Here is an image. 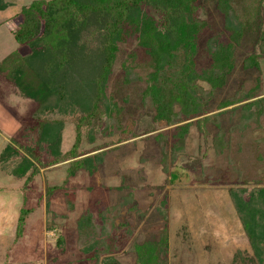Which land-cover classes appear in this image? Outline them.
Segmentation results:
<instances>
[{
    "label": "rangeland",
    "instance_id": "1",
    "mask_svg": "<svg viewBox=\"0 0 264 264\" xmlns=\"http://www.w3.org/2000/svg\"><path fill=\"white\" fill-rule=\"evenodd\" d=\"M3 1L9 5L0 11V60L17 47L12 38L18 22L16 13L34 0ZM200 3V17L215 31L220 30V19L214 12L215 0ZM230 6L243 33L234 50V66L227 84L213 95L212 110L240 89L244 91L256 85L258 94L264 96V57L254 47L258 28L264 25V3L230 0ZM130 51L136 54L134 72L138 80L124 84L119 65ZM251 52L258 57L254 58L256 68L244 71L241 60ZM115 57L104 89L105 96L119 109L108 112L115 121L103 123L104 118L92 132L82 128L76 150L80 158L98 151L103 154L92 163L97 165L91 173L79 170L68 176L72 168L69 160L55 165L34 163L36 173L24 182L29 171L22 178L10 174L19 157L0 163V264H90V255L77 248L74 231L76 219L85 210L97 223L102 214L104 220L113 221L114 227L120 224L111 234L117 264H134L133 254L126 249L131 244L157 241L164 226L166 264H231L235 250L249 254L227 189L242 184L249 189L264 186V103L260 109L249 107L255 115L254 121L243 131H227L237 123L238 114L222 112L219 116L220 126L225 130L222 139L214 136L216 128L210 123L201 126L207 132L205 141L199 130L191 126L182 136L175 157L168 158L167 149L174 144L173 129L162 121L152 122L153 112L143 109L139 102L143 79L149 71L142 63V53L129 40L118 45ZM0 107L11 125L13 122L16 125L14 130L0 116V151L10 138L19 145L29 144L23 138L25 135H18V130L27 126L35 105L17 95L1 77ZM60 118L63 153L72 145L75 118L70 114ZM158 135H165L168 144L160 141ZM213 136L217 142L214 147ZM219 146L223 147L216 151ZM18 153L22 155L21 149ZM44 160L45 156L41 162ZM51 187L58 190L47 196L46 191ZM65 199L71 202V211ZM21 208L27 213L22 232L16 235ZM58 237L62 238L59 247L55 245Z\"/></svg>",
    "mask_w": 264,
    "mask_h": 264
},
{
    "label": "trees",
    "instance_id": "2",
    "mask_svg": "<svg viewBox=\"0 0 264 264\" xmlns=\"http://www.w3.org/2000/svg\"><path fill=\"white\" fill-rule=\"evenodd\" d=\"M200 1L34 0L21 7L15 15L18 22L12 31L17 47L0 60V77L35 107L29 114L27 126L18 130V135H25L23 138L29 144L19 145L10 138L0 151V163L19 157L10 174L22 178L29 171L24 182L36 173L34 163L55 165L69 160L72 168L68 176L79 170L91 173L97 165L92 163L103 154L98 151L80 158L76 150L81 141V129L92 132L104 118L103 123L115 121L108 112L118 108L105 96V83L118 45L129 40L134 41L135 48L142 53V63L149 70L143 79L140 105L153 112L152 122L162 121L173 129L174 144L169 147L165 135H158L160 141L167 143L164 147L165 150L168 147V158L175 157L182 136L191 126L199 130L205 141L207 132L201 126L210 123L216 128L214 136L222 139L225 130L220 126L219 116L224 111L238 114L237 123L227 131L246 129V125L254 121L251 106L260 109L264 103V96L258 94L256 85L234 92L213 110L210 107L213 95L226 86L233 70L234 50L242 38V25L236 20L230 0H215L214 12L220 19V30L215 31L200 17ZM8 5L0 0V11ZM257 33L254 47L264 57V25L259 26ZM255 55L251 52L241 60L242 70L256 68L254 58L258 57ZM135 59V51H130L120 62L124 84L138 80L134 72ZM67 114L75 118L74 137L70 148L62 153L60 117ZM214 136L212 147L217 144ZM222 147H216V151ZM251 189L245 184L227 189L249 248V254L235 250L231 264H264V186ZM55 190L58 187H51L46 195ZM64 202L71 211V202L66 199ZM45 207L47 212L48 206ZM26 213L27 210L20 209L16 235L22 232ZM103 216L99 217V223L88 210L78 216L74 229L76 245L81 253L90 255V264H117L111 234L120 224L114 227L113 221L104 220ZM55 243L59 247L62 238H56ZM166 249L164 226L157 241L131 244L126 252L133 254L134 264H166Z\"/></svg>",
    "mask_w": 264,
    "mask_h": 264
},
{
    "label": "crops",
    "instance_id": "3",
    "mask_svg": "<svg viewBox=\"0 0 264 264\" xmlns=\"http://www.w3.org/2000/svg\"><path fill=\"white\" fill-rule=\"evenodd\" d=\"M17 94V93H16ZM18 95V94H17ZM27 100V99H26ZM30 101V100H29ZM0 116L2 115L3 116V121L5 122V123H7V121H8V123L11 125V123H10V121L6 118V116H5V114H4V112L2 111V107H0ZM12 128L14 129V130H16V125H14V122L12 123ZM0 131H1V127H0Z\"/></svg>",
    "mask_w": 264,
    "mask_h": 264
}]
</instances>
